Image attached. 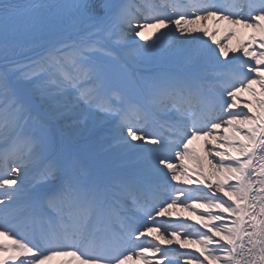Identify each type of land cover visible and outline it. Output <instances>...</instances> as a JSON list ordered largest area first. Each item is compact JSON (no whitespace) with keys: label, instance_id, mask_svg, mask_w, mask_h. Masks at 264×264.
I'll return each mask as SVG.
<instances>
[{"label":"snow or ice","instance_id":"6c2138e0","mask_svg":"<svg viewBox=\"0 0 264 264\" xmlns=\"http://www.w3.org/2000/svg\"><path fill=\"white\" fill-rule=\"evenodd\" d=\"M174 242L264 264V0H0V264H181Z\"/></svg>","mask_w":264,"mask_h":264},{"label":"bare ground","instance_id":"6f19581e","mask_svg":"<svg viewBox=\"0 0 264 264\" xmlns=\"http://www.w3.org/2000/svg\"><path fill=\"white\" fill-rule=\"evenodd\" d=\"M207 23H208L209 27H214V26H215V25L213 24L212 21H208ZM220 27H221V29H222V28H223V25H220ZM244 31H250V30H244ZM219 35H220V33H218V36H219ZM230 43L234 46L235 43H236V39L233 38V39L230 41ZM34 50H36V47H33V48H31L30 50H29V48H28L27 46H24L22 49L18 48V49H16V50H14L13 52L9 53V55H8V59L10 60V59H13L14 57H19V59L24 58V57H29V55H32V52H36V51H34ZM39 111L41 112L42 115L44 114V109H43V108L39 109ZM73 116L75 117V119H78L77 116H75V115H73ZM68 117H69V116H66L63 120L59 121L58 124H55V125L57 126V128L59 127V125H60V126L65 125V124H69V125H70L71 122H72L74 119H72L71 117H70V119H68ZM60 128L63 130V132H66V133H67V136H68V137H70V134H71V133H74V130H73L71 127H68V128L60 127ZM61 133H62V131H61ZM186 163H188L189 165L192 164L191 161H186ZM31 171H32V170L30 169V173H31ZM175 185H176V187H187V185H184L182 181H181V182H176V181H175ZM192 187H193V188H196V187H199V186H197V185H192ZM200 211H203V210L201 209ZM179 212H180V213H183L184 218L188 219L189 222H191V223H194V222H193V218H194L195 216H197V215L200 214L199 212H198V213H193V212H191V210H184V209H180ZM181 239H183V238H181ZM179 246H180L179 244H176V243L174 242V243L172 244L171 248H172V250L178 251ZM197 247H198V246H197ZM186 249H187V251L184 252V253H187V252H195V249H194V248H186ZM196 255H199V253H196ZM183 260H184V257H180L181 264H183Z\"/></svg>","mask_w":264,"mask_h":264},{"label":"rangeland","instance_id":"374dc122","mask_svg":"<svg viewBox=\"0 0 264 264\" xmlns=\"http://www.w3.org/2000/svg\"><path fill=\"white\" fill-rule=\"evenodd\" d=\"M34 58H35V57H34ZM34 58H33V59H34ZM27 62H28V61H27Z\"/></svg>","mask_w":264,"mask_h":264}]
</instances>
